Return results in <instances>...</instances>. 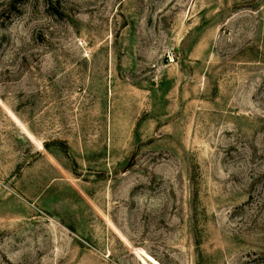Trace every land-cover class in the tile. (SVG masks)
<instances>
[{
  "label": "rangeland",
  "instance_id": "rangeland-1",
  "mask_svg": "<svg viewBox=\"0 0 264 264\" xmlns=\"http://www.w3.org/2000/svg\"><path fill=\"white\" fill-rule=\"evenodd\" d=\"M0 264H264V0H0Z\"/></svg>",
  "mask_w": 264,
  "mask_h": 264
},
{
  "label": "built area",
  "instance_id": "built-area-1",
  "mask_svg": "<svg viewBox=\"0 0 264 264\" xmlns=\"http://www.w3.org/2000/svg\"><path fill=\"white\" fill-rule=\"evenodd\" d=\"M174 58H175V57H174V54H173V52H171V53L168 55V58H167V59H168V62H169V63H173V62H174Z\"/></svg>",
  "mask_w": 264,
  "mask_h": 264
}]
</instances>
